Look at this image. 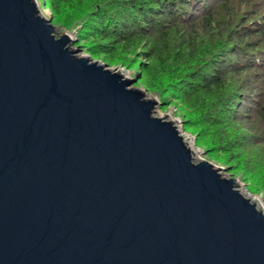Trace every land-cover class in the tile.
<instances>
[{"label": "water", "instance_id": "water-1", "mask_svg": "<svg viewBox=\"0 0 264 264\" xmlns=\"http://www.w3.org/2000/svg\"><path fill=\"white\" fill-rule=\"evenodd\" d=\"M51 19L0 0V264H264L256 202Z\"/></svg>", "mask_w": 264, "mask_h": 264}, {"label": "trees", "instance_id": "trees-1", "mask_svg": "<svg viewBox=\"0 0 264 264\" xmlns=\"http://www.w3.org/2000/svg\"><path fill=\"white\" fill-rule=\"evenodd\" d=\"M40 1L54 21L78 22L93 55H129L208 158L264 190V0Z\"/></svg>", "mask_w": 264, "mask_h": 264}, {"label": "rangeland", "instance_id": "rangeland-1", "mask_svg": "<svg viewBox=\"0 0 264 264\" xmlns=\"http://www.w3.org/2000/svg\"><path fill=\"white\" fill-rule=\"evenodd\" d=\"M36 3H37V7H38L40 13L44 17H49V16L52 17L51 11L48 7L42 8L40 6V3H41L40 0H36ZM50 22L54 26V33L56 35L66 33L72 37L71 38L72 41L69 43V47H72V48L74 47V48L78 49V51L75 52L76 55L90 56L92 59H97L100 62L105 63L106 67L119 71L125 77H128V76H132V78L134 77L135 80L131 85L133 87L139 88L140 90H142L145 93L146 96H148L152 99H155L157 101V103L153 107L152 113L155 116H160V117H163L167 120H176L172 123L176 126L179 133L183 136L185 142L187 143L188 146H190L192 151H197L196 154H193V158L195 160H198L200 158L206 159V160L210 161L212 164H215L217 166L222 167L220 169V172H221V174H223V176L233 177L235 179L236 183H240L239 185L234 183L235 187L238 190L246 193V195H248L250 197L260 198L264 201V190L263 189L255 190L254 188H251L250 185L248 184V182H246V180H244L242 178V175L240 172L232 171L229 167H227V165L225 163L219 161L216 158H211V159L208 158L204 148L201 145H199L198 142L196 141L197 135L195 134V132H193V130H191V129L184 128L185 127L184 122H183L180 114L178 113L176 107L171 105V104L166 105L163 101H161L162 93L159 90L151 91L144 84H142L139 76L137 75V72H140V69H137L136 66L131 65V62H129L131 57L128 58L129 55L127 57L126 62H117V63H113V64L108 63L106 61V59H108V58L105 59L102 57H98L97 55H93L92 53L89 52V50H86L85 48L80 47L77 44L76 29L80 26L79 24H77L78 22H72L68 25H66L62 22H59V21L56 22L53 19H51ZM166 113H169V114L164 116V114H166ZM257 207L259 209H261L258 205H257Z\"/></svg>", "mask_w": 264, "mask_h": 264}, {"label": "bare ground", "instance_id": "bare-ground-1", "mask_svg": "<svg viewBox=\"0 0 264 264\" xmlns=\"http://www.w3.org/2000/svg\"><path fill=\"white\" fill-rule=\"evenodd\" d=\"M36 1V0H35ZM196 150V149H195ZM253 202H256V204L261 208V210L264 212V201L260 198L250 197Z\"/></svg>", "mask_w": 264, "mask_h": 264}]
</instances>
